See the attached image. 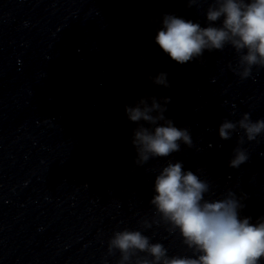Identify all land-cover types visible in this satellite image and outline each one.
Listing matches in <instances>:
<instances>
[{
	"label": "clouds",
	"instance_id": "clouds-1",
	"mask_svg": "<svg viewBox=\"0 0 264 264\" xmlns=\"http://www.w3.org/2000/svg\"><path fill=\"white\" fill-rule=\"evenodd\" d=\"M194 3L196 0H189L190 5ZM206 19L208 26L201 27L191 20L165 14L155 42L179 64L202 56L205 50L222 51L230 45L239 57L234 71L242 79L251 75L254 66L264 67V0H214L207 8ZM215 22L220 23L216 26ZM149 79L158 86H171L167 73L161 72ZM170 102V97H143L134 106L125 107L128 119L138 124L131 141L136 149L137 165L179 151L178 141L192 145L188 129L175 127L165 117ZM237 128L244 133L238 143L242 144L244 137L253 141L264 133V119L253 121L249 113L237 122L225 119L219 126L220 138L231 139ZM233 151L229 167L239 168L249 156L239 147ZM208 191L209 184L192 171H183L181 162L168 163L155 178V195L149 203L159 217L157 223L165 224L170 233L178 230L192 255L169 256L164 244L152 243L140 230L129 229L113 234L108 242L109 253L120 252L119 264H130L133 257H137L135 264H261L264 219L256 224L250 222V217L241 219L239 210L243 205L233 193L229 192L221 200H207ZM144 226L151 225L144 221ZM138 253L146 256L139 257Z\"/></svg>",
	"mask_w": 264,
	"mask_h": 264
}]
</instances>
